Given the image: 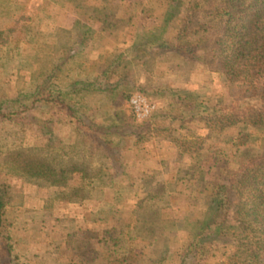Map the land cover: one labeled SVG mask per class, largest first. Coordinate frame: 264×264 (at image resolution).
Here are the masks:
<instances>
[{"label":"rangeland","instance_id":"1","mask_svg":"<svg viewBox=\"0 0 264 264\" xmlns=\"http://www.w3.org/2000/svg\"><path fill=\"white\" fill-rule=\"evenodd\" d=\"M163 1L0 0V93L6 90V82L14 87L27 86L26 80L34 68L50 71L55 68L62 50L77 39L73 26L76 19L88 24L91 31L85 38L84 60L81 64L79 60H69L66 71L83 80L95 78L107 67L110 58L107 56L108 48L119 50L158 28L166 7ZM186 4L187 0H184L169 17L170 33L180 30L187 13ZM169 59L171 55L161 56L150 66L136 68L137 85L153 88L163 83L175 84L183 91H209L216 93L219 102L224 100L222 84L216 74L186 57ZM33 61L37 62L35 67ZM149 72L152 76H148ZM147 91L140 90L156 100L157 107L152 112H165L166 97ZM84 103L81 108L84 110L89 105L92 111L98 109L99 118L112 120L116 110L122 116L116 114L115 118H124L125 112L113 107L110 100L101 94L87 95ZM130 107L134 114L132 105ZM31 113L45 123V129L38 130V125L32 122L23 127L5 123L2 126L9 128L0 130V149L10 145L8 149L18 150V159L28 161L34 160L35 148L41 150L42 157L47 160L54 154L59 158L65 155L67 159L70 154L78 152L79 144L72 132L73 127L58 118L60 110L57 105L45 103ZM147 117L138 119L134 114L137 122ZM186 121L189 129L180 127L178 122H163L144 134L137 145L133 144L137 136L125 138L124 145H133V149H127L123 157L120 171H125L123 174L126 176L121 178L134 183L137 196L128 193L117 199L113 197L111 185H105V176L99 171L103 160L99 152L94 155L95 146L88 149L90 162L87 166L93 175L88 187L91 198L84 201H80L82 192L78 189L71 191L72 187L81 185L78 171L70 175L67 172L63 184L57 183V188H50L38 181L25 180L19 173L22 170L8 174L12 168L15 170V162L10 161L5 167L0 162V178L4 176L1 179L10 186L9 203L13 210L21 209L16 212L17 219L27 214L37 217L36 227L28 224V228L15 230L14 227L3 226L17 264H99L102 257H115L114 260L118 261L116 256L119 254L113 253L112 247L119 245L138 251L140 262L152 264L164 255L163 264H179L178 252L189 232L191 220L196 217L192 199L203 202L209 191H204L207 182L201 175L205 173L212 179L218 177L227 183L228 174L236 170L242 160L264 149V128L234 127L219 135L210 129L212 119L199 116ZM39 131L42 132L39 134ZM115 137L121 142L124 139L120 134ZM184 139L189 140L183 143ZM206 148H221L222 152L194 157L199 153L197 149L203 151ZM2 153L0 150V155ZM224 155L227 164L222 161ZM86 158L81 157L77 161L75 156V165L72 166L86 164ZM215 161H218L217 165ZM188 165L194 169L191 180L180 178ZM40 180L44 181V178ZM114 180L117 181L116 178ZM191 192L198 195L193 197V193L191 199ZM233 198L239 202L238 196ZM233 208V217L237 220L241 210L236 203ZM242 208L245 210L248 206ZM234 240V234L228 232L216 239L213 247L222 244L230 250ZM193 257L197 264H214L215 261L212 256L205 261L204 253ZM193 259L189 258L187 262Z\"/></svg>","mask_w":264,"mask_h":264},{"label":"trees","instance_id":"2","mask_svg":"<svg viewBox=\"0 0 264 264\" xmlns=\"http://www.w3.org/2000/svg\"><path fill=\"white\" fill-rule=\"evenodd\" d=\"M183 2L184 0H164L163 5L166 7L158 28L119 50L116 47L108 48L107 56L110 58L107 67L95 78L83 80L66 71L69 60H79L80 64L84 60L82 53L87 49L85 38L91 31L88 24H82L76 19L73 26L77 39L62 50L55 68L51 71L34 68L25 87H14L6 82V90L0 93V130H8L9 127L2 126L5 123L23 127L27 123L30 125V122L37 124L38 130H44L45 123L31 112L50 103L59 107L58 118L73 127L72 132L76 134L79 144L78 152L70 154L67 159L65 155L59 158L54 154L52 159L47 160L42 157L41 150L37 151L34 147L33 161L18 159V150L8 149L10 145H4L0 150L6 153L0 155H3L0 162L4 167L10 161L16 164L15 170L12 168L7 173L12 175L16 170H22L19 173L25 180L38 181L51 188L57 183L63 184L67 172L70 175L78 171L81 185L72 187L71 191L78 189L82 192L80 201H84L91 198L88 187L91 186L89 183L93 174L87 166L90 162L88 149L95 146L97 148L94 155L99 152L101 161L103 160L99 171L105 176V185H111L113 197L117 199L128 193L137 196L134 183L121 178L125 173L120 171L123 157L127 149H133V145H124L126 137L137 136L133 142L137 145L144 134L147 135L163 122H178L180 127L187 128L189 125L186 120L199 116L212 119L210 129L219 135L234 127L264 128V0H187V13L180 30L172 34L169 17ZM168 55H171L169 61H173L175 56L198 61L203 68L216 74L222 84L224 100L219 102L216 93L183 91L179 85L169 83L158 84L153 88L138 86L136 68L141 65L150 66L149 64L155 63L156 58ZM33 64L35 67L37 62L33 61ZM148 76L152 74L149 72ZM140 90H150L165 96L167 110L162 113L154 111L144 121H135L130 98ZM89 94L105 96L113 107L125 112L124 118H115L116 114L121 115L117 110L113 113L112 120L99 118L96 111L98 109L92 111L87 104L83 110L81 107L83 104L85 106V97ZM117 134L124 136L122 142L116 139ZM188 140L184 139L183 143ZM83 144L87 147H83ZM198 149L199 153L194 155L196 158L222 152L221 148H206L203 151ZM75 156L77 161L81 157H87L88 162L72 166L75 165ZM222 161H227L225 155ZM217 163L218 161L214 162L215 165ZM192 170L194 172L193 166L188 165L180 178L191 180V176H194ZM203 171L206 172L205 169ZM201 176L207 182L204 191H209L203 202L192 199L191 195L194 193L193 197H196L198 193L191 192L189 195L195 204L196 217L191 220L189 232L178 252L179 264H197L193 256L200 253L205 254V261L214 257V264H264V149L242 160L237 169L228 174L227 183H223L218 177L212 179L205 173ZM112 177L117 181L109 180ZM1 178L0 264H17L14 249L3 226L22 230L28 228V224L35 226L37 217L27 214L17 219L16 212L21 209L13 210L11 207L8 200L10 186ZM40 178H44V181ZM188 186L191 191V184ZM233 196H238L239 202H235ZM235 203L241 210L238 221L233 217ZM244 206H248L249 212L248 209L243 210ZM228 232L235 237L231 249L227 250L222 244L214 248V241ZM122 247H112V252L119 254L116 256L118 261L114 260L115 257H102L99 264H147L138 260V251ZM189 258L193 259L190 263L187 262ZM163 259L164 255L152 264H161Z\"/></svg>","mask_w":264,"mask_h":264},{"label":"built area","instance_id":"3","mask_svg":"<svg viewBox=\"0 0 264 264\" xmlns=\"http://www.w3.org/2000/svg\"><path fill=\"white\" fill-rule=\"evenodd\" d=\"M130 103L138 119L147 117L157 107L156 100L152 96H148L139 91L131 96Z\"/></svg>","mask_w":264,"mask_h":264},{"label":"crops","instance_id":"4","mask_svg":"<svg viewBox=\"0 0 264 264\" xmlns=\"http://www.w3.org/2000/svg\"><path fill=\"white\" fill-rule=\"evenodd\" d=\"M156 29V28H155Z\"/></svg>","mask_w":264,"mask_h":264}]
</instances>
